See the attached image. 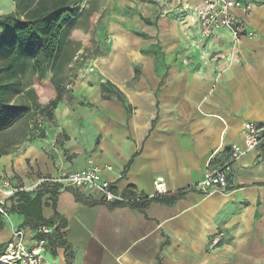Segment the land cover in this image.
Listing matches in <instances>:
<instances>
[{
  "label": "crops",
  "instance_id": "0c3cea01",
  "mask_svg": "<svg viewBox=\"0 0 264 264\" xmlns=\"http://www.w3.org/2000/svg\"><path fill=\"white\" fill-rule=\"evenodd\" d=\"M246 1L253 9L242 18L257 36L235 42L225 30L201 36L196 10L204 0H162L163 14L142 16L137 32H115L104 56L81 47L73 62L83 65L70 66L81 75L80 100L59 104L55 137L28 143L25 120L0 136L11 145L0 180L29 191L92 160L113 167L104 177L123 196L154 197L159 178L168 190L162 196L184 193L145 212L89 201L83 190L43 199V217L57 213L56 222L66 223L74 264H264V144L232 165L227 191L196 189L206 170L225 165L232 145H243L246 122H264V0ZM14 10L12 0H0V16ZM107 83L125 104L116 94L103 100ZM23 222L3 215L0 245ZM23 230L29 243L36 240ZM43 264H67L64 250L47 249Z\"/></svg>",
  "mask_w": 264,
  "mask_h": 264
},
{
  "label": "trees",
  "instance_id": "16d2710c",
  "mask_svg": "<svg viewBox=\"0 0 264 264\" xmlns=\"http://www.w3.org/2000/svg\"><path fill=\"white\" fill-rule=\"evenodd\" d=\"M84 1L12 0L15 10L0 16V136L18 121L25 120L26 137L31 139L28 132H31L29 123L33 121L30 120L33 112L45 114L52 120L55 110L64 102L65 84L73 72L70 66L81 49L79 32L74 31L90 28L93 24L91 16L97 11L94 0L89 1L86 9L81 7ZM80 24L82 27L79 28ZM48 74H51L49 79ZM101 91L103 100H109L116 94L118 100L125 104V99L113 90L110 83L103 84ZM40 135V138L46 137L44 129ZM10 150L8 141L0 143V159ZM15 187L25 189L19 184ZM61 189V184L43 182L36 190H19L7 200L5 210L7 214L23 216L24 222L19 229L33 230L36 240L45 238L47 249L53 254L63 249L67 264H74L73 249L62 232L66 223L62 219L56 222L59 218L57 213L54 216L56 220L45 219L42 214L43 199L48 198L54 203ZM183 195L143 197L128 203V206L145 212L154 203L172 206ZM2 227L3 214L0 213V232ZM40 227L51 228L52 232L44 237L38 233ZM11 239L0 245V257Z\"/></svg>",
  "mask_w": 264,
  "mask_h": 264
},
{
  "label": "built area",
  "instance_id": "2783aa9c",
  "mask_svg": "<svg viewBox=\"0 0 264 264\" xmlns=\"http://www.w3.org/2000/svg\"><path fill=\"white\" fill-rule=\"evenodd\" d=\"M252 4L246 0H204L202 6L196 10V17L200 25L201 36L205 39L218 38L220 32L228 31L235 42L243 36L254 40L256 33L250 32L242 16L252 12ZM70 87V86H68ZM243 145L234 144L230 149L229 160L218 170L205 171L202 181L196 186L203 195H210L214 191H227L230 187L228 175L232 165L245 154L264 144V122L248 121L242 129ZM113 171L110 165H99L92 160L87 161L83 169L61 173L56 178L43 179V182L58 183L62 189L86 191L89 201L104 204L131 203L137 198L126 197L115 192L113 182L105 178V173ZM12 179L0 180V213L7 215L5 205L7 200L19 190ZM156 195L168 193L164 179L154 182ZM52 232L51 228L40 227L38 233L44 237ZM47 240L42 238L29 243L24 230L15 229L11 242L0 257V264H43L47 250Z\"/></svg>",
  "mask_w": 264,
  "mask_h": 264
},
{
  "label": "rangeland",
  "instance_id": "374dc122",
  "mask_svg": "<svg viewBox=\"0 0 264 264\" xmlns=\"http://www.w3.org/2000/svg\"><path fill=\"white\" fill-rule=\"evenodd\" d=\"M90 0H85L82 3V8L86 9L88 7ZM162 0H94L96 13L91 16L93 22L92 26L88 29L76 30L74 32H79L80 43L83 49H88L87 51L97 52L100 56L110 50L109 47L113 43L115 32H137L141 29L142 16H150L153 20L157 19L163 11L156 8L157 3ZM124 22H127L129 28L125 27ZM82 27L80 24L79 28ZM155 28H153L154 30ZM103 51V52H102ZM79 59V57H77ZM77 59V60H78ZM78 61L80 63H78ZM73 62L72 66L76 69L81 68L84 62L78 60ZM82 63V64H81ZM81 75L73 72L66 82L64 102L68 104H75L76 101L80 100L76 95L75 86L78 84ZM70 86V87H68ZM46 102L44 101V104ZM33 116L30 119L31 124V139H27L28 143L35 140H40V133L44 129L46 133L53 132L55 137L56 132H54L58 127L55 121L49 120L45 114L40 112H33ZM23 129V128H19ZM22 131V130H21ZM58 132V131H57Z\"/></svg>",
  "mask_w": 264,
  "mask_h": 264
}]
</instances>
